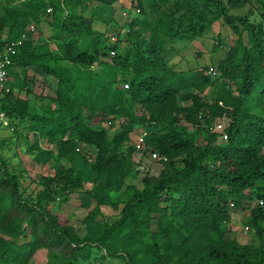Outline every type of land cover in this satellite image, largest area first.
I'll return each instance as SVG.
<instances>
[{
  "label": "trees",
  "instance_id": "16d2710c",
  "mask_svg": "<svg viewBox=\"0 0 264 264\" xmlns=\"http://www.w3.org/2000/svg\"><path fill=\"white\" fill-rule=\"evenodd\" d=\"M123 1L0 0V34L20 41L0 87L12 133L0 138L12 149L0 153V264H32L41 247L45 264H264V0H125L126 29L108 32ZM217 20L234 38L216 74L169 63L174 41ZM29 68L53 95L33 90ZM15 146L52 168L40 187L22 185ZM144 158L157 172L137 186ZM72 199L81 217L60 207ZM244 209L255 244L230 224Z\"/></svg>",
  "mask_w": 264,
  "mask_h": 264
},
{
  "label": "rangeland",
  "instance_id": "374dc122",
  "mask_svg": "<svg viewBox=\"0 0 264 264\" xmlns=\"http://www.w3.org/2000/svg\"><path fill=\"white\" fill-rule=\"evenodd\" d=\"M114 6V12L112 15V21L109 24L108 32H120L122 33L126 29V18L128 15V7H129V1H123L122 4L119 2H116L113 4ZM251 5L253 9L255 7H258V3L254 0H251ZM242 10H245L242 9ZM96 26L98 28H104V24L101 22L96 23ZM112 32L113 37H115V34ZM234 35L231 32V30L228 28L227 25H225L221 20H217L213 22L205 31L202 32L201 35L195 38L191 39H180L177 41H174L172 44L173 47L170 48L168 53L166 54V57L170 64H172L175 68H181V69H187L191 67L200 68L203 65H206L208 69L211 71V73L216 74L218 72L216 67V62L218 58L222 57L223 55V44L229 43L233 40ZM29 75L33 76V90L35 92L40 93H47L50 95L54 94L53 91V84L50 80L43 79V73L40 70H32L29 68L27 70ZM42 73V74H41ZM1 95V92H0ZM32 97V96H29ZM180 103L185 102V100H181L178 98ZM33 100V98H31ZM0 120L2 122L0 126V138L3 137V139H6V136L11 135L10 133L11 128L9 127L8 118L3 114V112H0ZM11 123V122H10ZM16 123L14 126H18V128L24 129L26 126L23 122L19 123L18 120H16ZM12 124V123H11ZM227 124V119L223 118L219 121H216L213 129H216L220 135H218L219 142H224L222 137V132L224 127ZM9 125V126H8ZM13 125V124H12ZM118 126L115 125L112 126L109 130V134H111ZM142 128H137L134 132H132V140L135 141L138 139V137L141 135ZM30 134V133H29ZM201 139L200 137L198 138ZM16 147V146H15ZM17 152L15 157H12L14 161H19L20 165L25 170V178L23 179L22 185H24L27 190L29 189H36L37 187H40V185L37 184L35 179L38 177L36 174H46L51 173L53 170L48 165V163H38L35 164L33 160V152H25L23 149H20V147H16ZM5 152L6 155L12 156V149H7L2 146H0V153ZM133 158L135 161L138 160V155H133ZM149 158H144L143 162H140L136 165L138 169H140L136 176L132 179V181L137 185L140 186V176L143 174L144 168H148L149 166ZM150 172L156 173L157 170L155 168H148ZM73 197H76L75 194H73ZM78 200L72 199L69 202H62L60 204V207L68 214H75L78 216H82L84 211L83 209L79 208L77 206ZM116 210L113 209H104L103 213L105 215H112L115 214ZM248 212L247 209L236 211L233 215V219L231 227L232 229H236L238 232V238L241 241H246L250 243H257L258 238L256 233L251 228H246L243 224V216ZM22 240V238L20 237ZM30 263L32 264H45L47 261L46 257V249L44 247L38 248L35 250L32 255L29 258ZM96 264H123L121 260H118L116 258H108L103 261L96 260Z\"/></svg>",
  "mask_w": 264,
  "mask_h": 264
},
{
  "label": "built area",
  "instance_id": "2783aa9c",
  "mask_svg": "<svg viewBox=\"0 0 264 264\" xmlns=\"http://www.w3.org/2000/svg\"><path fill=\"white\" fill-rule=\"evenodd\" d=\"M18 42L20 41H8L3 35L0 34V87L5 85V80L7 77V67L11 62L9 55L13 51L14 45ZM112 52L113 51H111V53ZM124 85L126 86L127 83H124ZM222 137L226 138V135L223 133ZM140 138L141 135L138 137V140H140ZM138 145L139 143H137V146ZM149 154L150 157H157L155 152H150ZM138 155H142V150L138 151Z\"/></svg>",
  "mask_w": 264,
  "mask_h": 264
}]
</instances>
